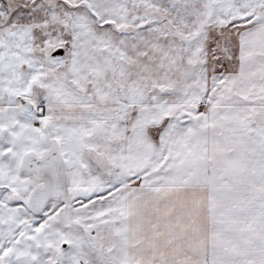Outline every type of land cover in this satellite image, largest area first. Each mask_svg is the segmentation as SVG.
<instances>
[{"label": "snow or ice", "instance_id": "1", "mask_svg": "<svg viewBox=\"0 0 264 264\" xmlns=\"http://www.w3.org/2000/svg\"><path fill=\"white\" fill-rule=\"evenodd\" d=\"M0 264H264V0H0Z\"/></svg>", "mask_w": 264, "mask_h": 264}]
</instances>
